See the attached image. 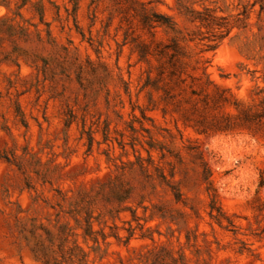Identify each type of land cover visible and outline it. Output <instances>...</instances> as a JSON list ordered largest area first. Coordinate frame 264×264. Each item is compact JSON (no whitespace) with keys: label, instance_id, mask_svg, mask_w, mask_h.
Wrapping results in <instances>:
<instances>
[{"label":"rangeland","instance_id":"374dc122","mask_svg":"<svg viewBox=\"0 0 264 264\" xmlns=\"http://www.w3.org/2000/svg\"><path fill=\"white\" fill-rule=\"evenodd\" d=\"M263 115L264 0H0V264H264Z\"/></svg>","mask_w":264,"mask_h":264},{"label":"trees","instance_id":"16d2710c","mask_svg":"<svg viewBox=\"0 0 264 264\" xmlns=\"http://www.w3.org/2000/svg\"><path fill=\"white\" fill-rule=\"evenodd\" d=\"M156 19H161L163 21H165V23H167L166 19L163 16L157 15V14H146L144 15L143 19H142V25L143 28H145L148 32V34H150L152 36L153 32L152 30L156 27L154 26V24L159 23L158 20ZM210 20H212L210 18ZM203 21H206L207 23H209V20L207 19H203ZM151 46H153V54L152 51H150ZM174 46V45H173ZM217 47V45H212L209 46V50H214ZM169 47H163L160 48L158 43H154L151 42L150 44H141L140 47V53H141V59L146 61V57L151 55L154 57L155 61L158 63L157 67L155 68L156 71V76H157V82H165V89H166V93L167 90H171L173 87H178V86H182L184 85L185 79H183V75H184V67L182 66L181 62H180V54L177 50V47L174 46L171 49V54L168 53ZM150 74V72H148ZM205 76V82L208 83V79L207 76L205 74H203ZM148 79H149V75H148ZM198 80V79H196ZM192 83L194 81V79H191ZM206 84V83H205ZM191 95L193 96H199L198 93H195L194 90L191 91ZM221 98V97H219ZM222 101L223 98H221ZM264 117V115H263ZM260 118V116H259Z\"/></svg>","mask_w":264,"mask_h":264}]
</instances>
